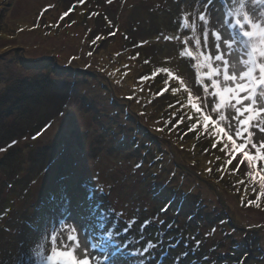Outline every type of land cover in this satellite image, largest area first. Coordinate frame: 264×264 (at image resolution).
I'll return each mask as SVG.
<instances>
[{
    "label": "rangeland",
    "instance_id": "rangeland-1",
    "mask_svg": "<svg viewBox=\"0 0 264 264\" xmlns=\"http://www.w3.org/2000/svg\"><path fill=\"white\" fill-rule=\"evenodd\" d=\"M128 1L85 0L81 5L77 0H0V30L12 34L0 39V147L9 149V155L0 159V264H36L33 248L39 244H44L47 254L50 236L41 229L48 228L50 233V226L60 218L53 199L60 195L65 201L63 208L67 209L64 215L70 213L79 218L81 227L88 224L93 235L98 232L97 221L84 217L88 212L87 197L101 180L111 186L112 195L95 200H102L105 208L123 213L116 231L132 225L119 239L143 238L134 245L140 248L149 241L155 244L144 257L146 264H264V197L258 201L259 207L252 206L253 210L246 212L251 207L246 201L256 198L253 188L259 192L258 181L249 183L246 166L239 171L242 175L229 166L221 178L216 169L225 154L220 146L212 150L213 138L203 130L199 135L189 133L183 138L178 135L180 129L168 130L165 121L174 112L171 109L178 112L169 108L174 100L168 94L162 98L147 95L150 87L157 93L160 84L155 83L157 90L154 82L144 88L132 83L138 78L133 68L140 65L131 53L124 57L115 52L109 55L121 64L122 79L112 67H103L106 63H99L96 56L90 66L81 68L91 57L87 51L94 46H87L79 35L76 41H68L69 37L64 38L63 34L47 35L50 29L17 35L12 28V20H24L16 16L41 27V18L50 6L66 10L73 6H109V20L119 23L134 42H141L140 51L150 56L155 65L169 68L168 73L180 75L194 94L203 96L194 60L180 56L184 50L181 40L185 37L189 38L187 47L194 55L192 37L202 40L203 26L198 20L199 12L204 10L201 0H130L128 5L135 6L134 9L111 7L127 6ZM38 6H43L42 12L37 10ZM221 7L216 0L208 9L213 23L219 15L214 9ZM25 12L29 15L24 16ZM185 15L189 24L194 25L191 31L183 29ZM64 23L70 26L69 21ZM81 27L85 35L91 32V23ZM104 27L105 30L93 34L95 38L104 33L97 44L113 41L109 33L114 29ZM76 31L80 32L77 28ZM167 36L173 39L166 40ZM10 46L15 47L7 49ZM209 50H213L211 36ZM52 53L57 55L56 61L46 57ZM24 57L30 59V65L24 63ZM51 62L62 63V69H70L72 76L57 71ZM114 76L119 80H114ZM158 79L163 82V76ZM118 82H129L146 93L136 102L138 97L129 89L118 91ZM175 83L169 81L172 86L168 88H180ZM181 93L187 95L183 90ZM128 96L135 98L129 101L125 99ZM183 110L178 113L184 115ZM148 112L157 115L146 117ZM125 114H131L137 126L143 127L145 139L151 136L157 140L154 146H148V151L147 146L138 149L141 143L147 144L140 136L138 147L131 145L137 128L132 119H125ZM150 123L165 127L163 135L167 141L173 139L172 147L162 145L164 140L153 135L157 132L150 129ZM48 124L51 127L45 130ZM187 126L184 123L181 128ZM38 132L42 134L32 139ZM12 141L16 143L13 145ZM177 148L183 153L179 154ZM205 149L209 151L206 153ZM138 164L142 166L138 168ZM261 166L264 162L257 163L258 168ZM164 208L167 210L162 211ZM239 233L246 236L244 246ZM241 246L244 250L238 249ZM119 264H132V258Z\"/></svg>",
    "mask_w": 264,
    "mask_h": 264
},
{
    "label": "snow or ice",
    "instance_id": "snow-or-ice-1",
    "mask_svg": "<svg viewBox=\"0 0 264 264\" xmlns=\"http://www.w3.org/2000/svg\"><path fill=\"white\" fill-rule=\"evenodd\" d=\"M77 2L83 5L85 0ZM108 2L111 3V0ZM201 2L204 10L199 12L198 20L203 26L202 40L192 37L195 55L192 49L185 47L180 56L194 60L197 84L203 85L204 95L194 94L180 75L171 76L168 69H160L159 71L168 73L171 79L180 82L181 88L187 93V106L194 110L187 120L185 115L173 112L165 124L170 132L180 129L178 135L181 138L189 133L199 135L201 130L206 136H211L214 141L212 150L220 146L219 150L225 154L223 163L216 169L221 178L229 166L233 171H241L242 166H246L248 171L245 175L249 183H259L258 193L253 188L256 198L248 199L246 203L248 206L259 207L258 201L264 197V166L257 167L258 162H264V0H219L222 7L214 9L219 13L215 23L212 22L208 9L216 0ZM225 5L228 7H223ZM73 7L63 12L60 19L68 17ZM183 21V29L191 31L194 25L189 24L187 15L183 17ZM108 22L111 24V21ZM109 35L114 37L116 33L110 32ZM210 36L213 50H209ZM165 39L172 40L173 37L167 36ZM101 40L102 36L97 34L91 44L96 46ZM184 43H189L188 37H185ZM88 55L91 56L92 53L89 52ZM156 75V72L152 73L153 77ZM139 79L144 82L150 77L143 75ZM167 91L168 80H165L164 87L158 90L156 96L162 98ZM179 91L180 88H171L172 93ZM134 98L125 97L129 101ZM172 107L169 105V108ZM183 107L184 105H180L181 109ZM184 123L188 125L186 129L181 128ZM48 127L51 125H46L45 130ZM157 131L162 132L164 129L159 128ZM41 134L38 132L36 136ZM68 135L71 140L70 130ZM257 136L261 139L258 140ZM35 138L34 136L33 139ZM15 143L16 141H12L13 145ZM204 151L207 153L209 150ZM219 159L217 157V161ZM141 166L137 165L138 168ZM207 171L211 172L212 169ZM102 192L103 188L97 185L96 190L87 197L88 212L84 219L91 217L97 221L96 228L99 231L94 235L88 224L81 227L79 218L72 217L70 213L64 215L67 209L63 208V195L53 198L55 205H58L56 211L60 218L56 225L50 226V233L48 228L41 229L42 233L50 236V250L45 254L44 244L35 246L33 251L37 258L36 264H119L129 257L132 258V264H146L144 257L155 244L149 241L140 248L134 245L141 243L143 238L140 241L131 238L121 241L120 235L127 234L132 225L128 224L119 232L116 231L123 213L105 208L102 200H95V195ZM166 210L167 208L162 209Z\"/></svg>",
    "mask_w": 264,
    "mask_h": 264
},
{
    "label": "trees",
    "instance_id": "trees-1",
    "mask_svg": "<svg viewBox=\"0 0 264 264\" xmlns=\"http://www.w3.org/2000/svg\"><path fill=\"white\" fill-rule=\"evenodd\" d=\"M127 1V0H123V3ZM130 1V0H129ZM129 1L127 2V6H111L112 9H122L124 7H127V8H135V6H130L128 5ZM106 7H109V6H74L73 7V11L69 14L68 17H64L62 20L60 19L61 15L63 12L66 11V9H62L63 7L62 6H50L49 10L47 11V19L45 18V15H43V17L41 18L42 20V25L46 26L44 27L45 29H50V34H47V35H51L52 36H57L58 34H63L62 36L64 38H66V36L69 37L68 41H70V39L72 40H75V37H77L78 35V38H80V40H85V41H89L91 39H93V34L96 32V31H100V30H105V27H108L107 30L109 29H114L113 32L116 33V35L113 37V36H110L111 38H113V41H110L109 43L107 44H102V45H96L94 46V48L92 50H88L87 51V54L89 52L92 53L91 57L89 59H86L82 64H81V68H85L87 66H90L91 63V59H93L95 56L98 57V62L101 63L103 65V63H106L104 64L103 67H105L106 65L112 67L114 69V71L116 72V75L119 77V78H122L124 77V74L123 73V70H122V66L119 62H116V61H113L111 58H110V54L115 52V53H119L120 54V57H124V56H127V55H130L131 53V56H133L134 60L137 61V63L140 65V66H135L133 69H134V73L135 75L138 76V78L136 77V83H138V85H140L142 88H144V86L148 85L147 83H152L154 82V87L157 89V86H159L160 84V88L158 89H161L162 85L164 84V81L165 80H168V83L169 81L173 82L175 81V86L177 87H181L180 86V82L178 80H175V79H171L170 76H168V73H165V72H162V71H159L160 69H168L169 71V68H167L166 66H159V65H155L154 64H148L149 61H152L150 56L146 55L145 53H143L140 48L139 50V47L141 46V42H134V40H132L131 37H129L125 31H122L121 28H120V24L115 22L113 23L111 20H109V16H107V13H106ZM133 8V9H134ZM156 9V8H155ZM163 8L161 7L159 9L162 10ZM158 10V9H157ZM57 13L56 15H53V13ZM92 13H98V15H92ZM156 15H160V14H156ZM107 18V19H106ZM23 22H21L20 20H17V19H14L12 20L14 23L12 25V28L15 30V34L17 35H21V33H30V31H36V32H39L42 30L41 27H38L36 26V24L34 25L33 27V22L32 23H29V21L27 20V18H23ZM65 21H69L70 22V26H65ZM108 21H111V24H109ZM52 23H55L56 25H58V28L57 29H53L52 27ZM87 23H91V32L88 33V34H84L83 31L84 29H82L81 25L84 24L86 25ZM41 25V26H42ZM101 25V26H100ZM112 25H114L115 27H112ZM102 27V28H101ZM32 28V29H31ZM76 28L79 31H76ZM43 29V30H45ZM13 31V30H12ZM12 35L11 33H8L7 31L5 32H1L0 31V39H5V38H8V36ZM81 35V36H80ZM101 35L102 37H104V33L103 34H99ZM18 37V36H17ZM182 43L184 44V48L187 47V45H185L184 43V40H181ZM15 46H10V47H7V49H14ZM137 53L139 54L137 56ZM134 54V55H133ZM89 56V55H87ZM46 57H52L53 60H57L58 57L55 53H52L50 54V56H46ZM122 60H125V61H128L127 58H123ZM24 63H29L30 59H28L27 57H24L23 59ZM39 61H42V60H39ZM83 61V60H82ZM36 62V61H35ZM153 62V61H152ZM53 63V62H51ZM31 63H29L30 65ZM55 64L54 66H56L57 68V71H61L62 73H67V75H70L72 76V72L70 71V69H62L64 68L63 64L61 63H58V62H55L53 63ZM106 68V67H105ZM150 71V74L152 75L153 72H156L157 75L155 77L153 76H149L150 79L148 81H144V82H141L139 80V78L143 75H147L146 73ZM140 75V77H139ZM159 76H163V82H160V79ZM171 76H176V74H171ZM156 83V85H155ZM150 85V84H149ZM168 86H172V84H169ZM102 87H104L102 85ZM151 89V91H150ZM148 89V91H150L149 95L150 97L154 98V97H157L156 96V93H153V91H155V89L151 88ZM157 89V90H158ZM147 91V92H148ZM168 96H170L174 102L172 103H169L168 105H172L173 107L172 108H176L178 112H182V109L180 108V105H184L183 107V111H184V115H185V119L187 120L188 117H191L193 115V111H191L187 104H186V99L180 94V96L177 95V93H172L171 92V89L168 88V91L167 93ZM171 109V108H170ZM173 110L174 112L175 109H171ZM131 117L132 115H128V114H125V119H127V121L131 120ZM129 118V119H128ZM135 119V118H134ZM131 122H134V125H136V128H137V134L134 135V140L133 142H131V145L133 146H137L138 147V140H139V136L143 139H145L143 137V135H147L145 130L142 129L143 127H139L137 126V123H136V120H132ZM151 129V128H150ZM140 133V134H138ZM36 137L35 139H37L39 136H36V134H33L31 136V138L33 139V137ZM146 141V145H144L143 143L140 144V146L138 147V149L140 150H144V146H147V149L146 151H148V146H154V143L157 141L156 139L153 140L150 136L147 137L145 139ZM0 149H4V151H0V155H2L3 157H1L0 159H3L5 156L9 155V149L7 147H0ZM140 152V151H139ZM239 175V173H236ZM253 210L252 206L251 207H248L246 208V212H248L249 210ZM249 213H247L248 215ZM239 235H241V233H239ZM243 235V233H242ZM240 236L239 237V241H242V245L243 243L245 244V240H243L246 236ZM252 233L250 235L247 236V238L251 237ZM244 246V245H243ZM235 249V248H234ZM238 249L240 250H244V248L239 247Z\"/></svg>",
    "mask_w": 264,
    "mask_h": 264
},
{
    "label": "bare ground",
    "instance_id": "bare-ground-1",
    "mask_svg": "<svg viewBox=\"0 0 264 264\" xmlns=\"http://www.w3.org/2000/svg\"><path fill=\"white\" fill-rule=\"evenodd\" d=\"M42 8H43V6H38L37 7V10L39 11V12H42ZM0 11H1V8H0ZM47 13L48 12H45L44 13V15H45V18L47 19ZM26 14V15H25ZM24 16H28L29 14L27 13V12H25L24 14H23ZM16 17H22V18H24L23 16H16ZM16 17H11V19H13V18H16ZM36 23L35 22H33V27H34V25H35ZM52 25V27H53V29H57L58 28V25H56L55 23H52L51 24ZM32 29V28H31ZM34 29V28H33ZM32 29V30H33ZM1 31V30H0ZM1 32H4V31H1ZM34 32H36V31H34ZM148 64H154V62H152V61H149L148 62ZM148 76H152L151 74H150V71L149 72H147L146 73ZM113 79L114 80H119L117 77H113ZM134 82H136V79L132 82V83H134ZM115 86L117 87V89H118V91H123V92H125L124 90L125 89H129L130 91H131V93H135V95L138 97L136 100V102H140V97L141 96H143V94H145L146 92L145 91H143V90H140V89H135L134 88V86H132V84L131 83H129V82H126V84H124V83H121V82H118L117 84H115ZM106 91V90H105ZM134 95V96H135ZM136 106L135 107H137L138 105H139V103H136L135 104ZM123 109H124V111L126 112V111H128L125 107H123ZM159 109L161 110L162 109V107L160 106L159 107ZM151 115H153V116H155V115H157V114H155V113H153V112H148V113H146V117L147 116H151ZM157 118H160V115L157 117ZM131 119L132 120H134V117H131ZM159 121L160 120H158V123H159ZM150 124H152V125H150ZM150 124H148V125H150V128L151 129H155L156 130V132L157 133H155L154 132V134L153 135H156L157 137H158V140L160 139V141L162 140H164L163 142H161L162 143V145L164 146V147H166V148H170V147H172V142H173V139H169L168 141H167V137L165 136V135H163V132H161V131H157V129H159V128H163V129H165V127L164 126H162V125H160V126H154L153 125V123H150ZM151 137V136H150ZM155 140V139H154ZM158 149H159V147H158ZM160 150V149H159ZM179 154H182L183 153V150L182 149H175ZM161 151V150H160ZM162 152V151H161ZM9 153V152H8ZM185 154V153H184ZM8 156V155H7ZM6 157V156H5ZM168 162H169V158H168ZM175 166H176V164H174ZM171 167H173V166H171ZM178 168H180V166H177ZM99 182H101V183H99L98 185H99V187H101V188H103V192L102 193H98V194H96L95 195V197H102L103 199H107L109 196H110V193H111V195H112V191H111V186L109 185V184H107L106 183V181H103V180H101V181H99ZM96 190V188L95 189H93L92 190V193L94 192ZM111 197V196H110Z\"/></svg>",
    "mask_w": 264,
    "mask_h": 264
}]
</instances>
